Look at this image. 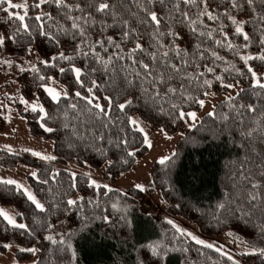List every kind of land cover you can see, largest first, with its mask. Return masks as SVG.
<instances>
[{
	"label": "trees",
	"instance_id": "1",
	"mask_svg": "<svg viewBox=\"0 0 264 264\" xmlns=\"http://www.w3.org/2000/svg\"><path fill=\"white\" fill-rule=\"evenodd\" d=\"M34 2L35 0L28 4L26 18V22L33 26L32 36H23L20 43L6 40L0 53L8 59L20 61V67L26 69L21 73L20 67H16L19 91L14 99L15 103L9 102L24 119L30 136L52 143L55 159L43 162L24 153L0 149V170L21 166L36 173L35 177L28 176L27 181L36 199L45 209H37L15 185L0 184V207L14 208L16 222L28 226L27 231L13 228L0 217V252L6 251L5 244L20 249L36 248L37 260L34 264H232V261L214 249L195 243L178 234L167 223L159 222L153 216L142 212L138 202L128 195L134 192L141 196L140 190L131 188L128 193H124L112 189L109 191L103 186H90L86 176L73 175L66 170V164L74 161L78 166L87 165L100 171L102 177L108 181H118L147 152L143 135L135 131V127L129 123V117L132 116L139 117L151 129H163L168 135H181L174 153L165 163L156 162L151 166L148 192H158L161 201L167 205L168 213L193 223L205 236L216 237L224 232H231L244 241L252 242L256 247H264V239L261 238L264 215L259 207H253L264 205V188L259 190L260 198L249 204L244 186L248 185L250 188V185L248 181L240 178L236 170L241 161L251 157V162L245 164L244 171L256 173L257 162L261 156L250 149L255 148L256 153H264V143L261 142L258 132H254L250 139L242 134L252 128H264V119L261 118L264 113V89L252 87V74L248 72V66L256 72L264 71V61L250 60L246 66L240 59L242 55L264 54V47L258 44V25L251 9L247 5L244 8L231 9L225 3H220L217 9L218 13L227 9L239 21H250L244 25L245 31L251 37L248 42L241 36L234 35L235 26L227 17L221 15L216 23L205 20L209 29H216L213 33L214 39H223L220 34V26L223 25V32L227 33L229 40L235 45L229 49L218 47L212 40H207L205 46L223 59L215 60L206 53L205 59H196V63L201 66L199 69L195 66L187 69L190 73L203 72L204 75L199 77V81H211V88L201 86L200 82H193L191 85L185 82V94L192 99H184L178 93L176 96L157 98L158 103H153L149 94L143 90L148 84L140 86L133 74L130 60L116 61V70L110 65L106 71L91 56L77 54L75 46L80 37L73 38L70 29L72 21L59 15V10L54 6L43 5L41 9H36L33 7ZM256 7L259 11V6ZM10 11L23 14L20 9ZM42 12H51L59 25L69 29L67 32L60 31L54 21H45L46 27L51 26L48 30L50 34L57 36L59 44L39 35V26L34 17ZM72 15L82 14L74 12ZM95 15L97 23L89 29V43L113 36L121 43L126 55L132 44L122 42L121 29L112 26L101 32V15ZM104 19L109 25H114L110 18ZM18 24L19 21L9 20L8 14L0 10V34L5 37L14 34ZM175 28L184 36L183 40L178 41L180 47L191 50L194 42L191 32L180 25ZM162 39L165 44L171 42V37ZM141 43L148 48L149 38L143 37ZM27 48L32 49L31 54L26 51ZM96 51L107 59L114 49L109 47L107 53L100 48ZM149 51L155 49L149 48ZM60 52L74 59L50 60ZM32 56L34 59L30 60ZM41 60H50V64L55 66H45L40 63ZM144 60L150 63L147 56ZM122 65L128 71H120ZM204 65L214 68V72L208 73ZM72 66L82 70L83 87L76 82L75 74L71 71ZM33 67L39 71H31ZM60 68L65 71L61 72ZM135 70L142 72V69ZM237 70L242 74H238ZM40 75L45 80L41 81L38 78ZM217 75L223 78L224 84H239L242 89L232 96L233 100L227 99L216 104L213 108L216 113L214 117L206 114L189 128L187 116L183 120L179 119L180 111H198L200 105L196 99L203 100L205 92L223 94L230 91V88L222 86L221 80L216 79ZM126 77L134 83H127ZM52 81L63 92H67V98L62 94L58 103L51 99L42 86H50ZM92 81L99 87L93 85ZM170 83L173 87L180 85L179 81ZM89 87L92 88L91 94L88 92ZM158 87L162 93L166 91V86ZM153 91L154 89L149 88V93ZM76 92L88 98L96 96L93 103H100L104 107L108 105L104 97H111L113 105L109 114H99L98 109L77 97ZM21 98L28 103L42 106L44 112L32 111L29 106L24 107L20 102ZM128 100L132 101V105L121 112L116 105ZM173 103L178 104L179 108H173ZM73 104L76 108H72ZM240 105H252L256 111H247L246 107L240 108ZM238 113H242V117ZM225 116L227 119H224ZM45 128H51L52 131H45ZM5 129L4 118L0 117V132ZM121 138L127 143H120ZM129 152L135 155L129 156ZM252 180L264 183V178L255 174ZM69 199L76 200L77 204L69 206ZM220 204L225 207L221 209ZM49 236L57 243H51L47 239ZM61 240L64 244L59 243ZM154 245H162L159 249L162 257L152 254L150 246ZM245 246L251 250L250 244ZM35 255L18 250L16 259L27 261ZM243 260L249 264H264V258L259 256L245 255Z\"/></svg>",
	"mask_w": 264,
	"mask_h": 264
},
{
	"label": "snow or ice",
	"instance_id": "2",
	"mask_svg": "<svg viewBox=\"0 0 264 264\" xmlns=\"http://www.w3.org/2000/svg\"><path fill=\"white\" fill-rule=\"evenodd\" d=\"M220 3H225L230 5L231 9L244 8L245 5L251 9L253 16L255 17L258 25L259 39L258 44L264 47V0H74L70 3L69 0H35L33 7L36 9H41L43 5H52L58 9V14L62 17L72 21L70 29L72 31L73 38L76 36L80 37L79 42L76 44L77 54H82L84 57L91 56L94 61L98 64H102L104 69L107 71L110 65H113V70L115 71V62L128 59L131 61V66L133 68V74L139 81L140 86H143L144 83L148 84V87H144V93L149 94V99L153 103H158L157 98H163V96H176L178 93L184 99H192L190 95H186V86L185 82H188L189 85L193 82H200L199 77L203 76V72L190 73L187 69L195 68L199 69L201 66L196 63V59L201 60L205 59V54L207 53L210 57L215 60L223 59L215 51H211L208 47L205 46L207 40H212L213 43L218 47H227L232 49L235 45L229 40L227 33L223 32V25L220 26V34L223 36V39H214L213 33L216 29H209V25L205 23V20L216 23L220 16L227 17L231 24L235 26L234 35L241 36L245 42L250 41L251 37L248 32L245 31L244 25L250 21H239L231 13L225 9L223 13H218L217 9L220 7ZM215 4V7H213ZM259 6V11L256 6ZM10 9H20L23 14L19 12H12ZM29 5L27 0H24L23 3H14L13 0H0V10L8 14V19H15L19 21V24L16 26L14 34H11L5 37L3 34H0V49L5 47V41H11L13 43H20L23 36H32L33 26L26 22L28 17ZM159 9V11H157ZM78 12L82 15L74 16L72 13ZM101 15L100 23L102 25L101 32L107 30L108 27L118 26L121 29V40L123 43H131L132 47L127 50L125 55V50L121 46V43H118L113 36H107L103 39H97L92 43H89V29L94 27L97 23L96 15ZM104 18H110L114 25H109ZM35 21L39 26V35L45 37L48 40H55L59 44V40L55 34H50L48 28L46 27L45 21H54L58 26L60 31H69V29H64L62 25H59V21L53 16L51 12H42L34 17ZM83 21V23H81ZM180 25L187 28L193 37L194 42L191 44V50L189 48H181L178 41L184 39V36L181 35L179 30H176L175 26ZM147 36L149 38V46L145 47L144 43H141L143 37ZM164 37H171V42L165 44L163 42ZM203 38V39H201ZM227 42V43H225ZM247 44H245V47ZM109 47L113 48L114 51L105 59L100 55L97 48L102 49L105 53L108 52ZM149 48H154L155 51H149ZM87 49V50H85ZM26 51L31 54L32 49L27 48ZM139 54V56L137 55ZM147 56L149 62H145L144 57ZM74 57L67 56L64 52H60L57 56H53L50 60H65L71 61ZM240 59L244 61V64L248 66V61L250 60H260L264 61V54L258 56L252 55H242ZM50 60H41L40 63L45 66H55L50 64ZM11 60L0 61V64H5L9 67L12 66ZM208 73H213L214 68L204 65ZM234 67V66H233ZM135 69H142V72ZM97 69H92L96 71ZM120 71H128V68L121 66ZM21 73L25 72L26 69L23 67L19 68ZM33 72H38L39 70L33 67L31 69ZM61 72H64L65 69L60 68ZM71 71L75 74L76 82L80 84L81 87L84 86V82L81 80L83 72L80 68L72 66ZM227 71V69H226ZM238 74H242L239 73ZM248 72L252 74L254 83L253 88L259 87L264 89V83L261 82V77L257 75L256 71L248 66ZM41 81L45 80L43 75L38 77ZM51 80V77H49ZM127 83L133 84L132 80L127 79ZM217 80H221L222 86L225 88H232V84H224L223 78L216 76ZM171 81H179V87L171 86ZM95 85V81H92ZM201 83V86H207L208 88L212 87L211 81L205 79ZM158 85L166 86V91L162 93ZM45 92L51 97L54 102H59L61 99V93L56 91V89L49 87L47 85H42ZM99 87L98 85H95ZM149 88L154 89L153 92L149 93ZM88 92L92 93V88H88ZM209 95L208 92L204 93ZM75 95L82 100H86L88 105H91L92 108L98 109L99 114L107 116L113 105V99L111 97H104L108 101L107 107L102 106L100 103H93L97 99L96 96L92 95L91 98L84 97L80 92H76ZM215 95V93H212ZM239 95V94H238ZM65 98H67V92L64 93ZM10 98V97H9ZM233 97H228V100H233ZM22 104L27 105L28 101L21 98L20 101ZM196 102L199 103L201 107L204 106V101L202 99H196ZM132 105V101L128 100L126 103L117 104L116 107L121 112H124L125 108ZM173 108H179L178 104L173 103ZM240 108H247V111L255 112L256 109L252 105H240ZM32 111H37V105H31ZM72 108H76V105L73 104ZM40 112H44L42 106L39 107ZM47 115V114H45ZM209 116H215V111L209 112ZM242 117V113H238ZM188 117L191 121L195 122L197 115L195 112H179V119L183 120L185 117ZM99 118V115H97ZM261 118L264 119V113L261 114ZM227 119V116L224 117ZM129 123L135 125V131L141 133L144 132V129L139 126L138 121L133 120L129 117ZM240 123L243 121L241 119ZM259 124V121H257ZM43 127V125H41ZM106 126V125H105ZM122 130V129H121ZM45 131L51 132V128H45ZM163 131V129H161ZM258 132L261 136V142L264 143V128H252L249 131L242 133L246 138H252L253 133ZM103 137H101L102 139ZM144 141L151 147V143L148 141L147 135L144 136ZM120 143H127L126 140L121 138ZM251 152L256 155L261 156V159L257 162L256 173L251 171L245 172V164L251 162V157H246L245 160L241 161L237 165V172L240 174V178L248 181V185L244 186V190L248 194V203L252 204L253 201H256L260 198L261 193L260 189L264 188V183L253 181L252 176L259 175L261 178H264V153H256L255 148L250 149ZM33 155L39 156V153H33ZM129 156H134L135 153L129 152ZM41 159L54 160L55 157L52 156H40ZM161 164L165 163V160L162 159L159 161ZM33 177L36 176V173H32ZM46 182V181H44ZM0 184L5 185H15L19 190L21 185H19L14 180H0ZM74 186V185H73ZM90 186H98L95 181H92ZM104 188H108L107 185H103ZM141 191H144V188L140 185H137ZM111 191V189H108ZM255 190V191H254ZM27 198L35 205L40 211H44V205L40 203L35 195L30 191L23 190ZM69 206H74L77 204L76 200L69 199L67 201ZM219 207L223 209L224 204H220ZM253 207H259V211L264 215V205H253ZM248 215V213H245ZM0 217H3L7 223L18 229L28 230V226L22 223H17L15 218L6 212L4 209L0 208ZM107 219V218H105ZM169 224H173L171 220L168 221ZM173 227L176 228L177 232H180L182 235L185 234L182 229L173 224ZM262 239H264V225L261 227ZM191 236L195 243L203 245L206 248L214 249L219 252L221 256H225L227 260L232 261V264H239L238 261L233 259V256L223 251V246L216 247V245L211 243H205V241L198 239L195 236H192L191 233H187ZM229 236H232L235 240L239 241L241 244H250L251 250L242 253L243 255H253L264 258V247H256L255 244L249 241H244L240 237L236 236L234 233H228ZM51 243L56 244L57 241L54 240L51 236L47 237ZM60 244H64V241H59ZM5 248H10L9 244L4 245ZM70 247V245H69ZM162 245L150 246L152 254L154 256H161L162 253L159 249ZM63 249H61L62 251ZM21 252H30L33 255L36 254L38 249L36 248H21ZM75 253H73V258Z\"/></svg>",
	"mask_w": 264,
	"mask_h": 264
},
{
	"label": "rangeland",
	"instance_id": "3",
	"mask_svg": "<svg viewBox=\"0 0 264 264\" xmlns=\"http://www.w3.org/2000/svg\"><path fill=\"white\" fill-rule=\"evenodd\" d=\"M32 1L33 0H27V3L31 4ZM13 2L23 3L24 0H13ZM32 59H34V56L30 57V60ZM3 60L11 59H8L6 56L0 53V61ZM11 61L13 62L11 67L5 64H0V117H3L6 123V129L0 132V149L13 153H24L37 160L49 162L50 160L41 159L40 156L53 157L52 143L50 141H45L30 136L25 126L24 119L17 111L14 110V107L9 102L13 101V103H15L14 99L16 98L19 91V85L16 81L15 74L16 67H20V61ZM27 62L28 60L26 63ZM256 73L261 77V82L264 83V71ZM49 87L56 89V91L60 92L61 95L65 93L57 85V83L53 81L50 83ZM241 89V86L237 84L233 85V87L230 88V91L227 93L215 95L209 93V95H206L203 99L204 106H200L198 111H193L197 115L196 121L193 122L188 118L187 126L189 128L193 127L204 115L212 112L216 104L227 100L228 97L234 96ZM33 104L35 103H28L27 105L23 104V106H29V108H31V105ZM37 110H39L38 105ZM131 119L138 121L139 126L144 129V132L141 134L143 135V138L145 134L147 135L148 141L151 143V147H149L144 141V144L147 147L146 154L135 162L131 170L122 174L118 181H108L102 177L100 171L95 170L87 165L78 166L74 161H70L66 164V170L71 172L73 175L86 176L89 179L90 184L92 181H95L96 185L98 186L107 185V189L118 190L124 193H128L129 189L131 188L140 190L137 188V185L142 186L144 191L140 190L142 192L141 196L139 194H135L134 192L128 194L132 196L139 205L141 202H145L146 204L150 205L149 210H144L140 207L142 212L153 216L159 222L167 223L175 231L176 228L173 227V224L176 225L184 231L185 234L183 235L192 241L194 240L191 236L187 235V233H191L192 236L205 241V243L214 244L216 247L223 246V251L232 255L233 259L238 261L239 264H249L247 261L246 263L244 262L243 258L245 255L242 254L246 251H250L248 250L249 248H247L245 244L239 243V241L235 240L232 236H229V232H224L216 237L205 236L199 232L198 228L193 223L180 216H174L168 213L167 205L161 201L158 192H148L149 183L151 181V166L162 159L167 160L174 153L175 145L180 139L181 135H168L166 132L161 131V129H151L137 116H132ZM133 126L135 127V125ZM33 153H39L40 155H33ZM32 173H34L32 169L21 166L12 169H1L0 180H14L19 185H21L22 191L27 190L33 194V191L27 181V177L32 175ZM0 208L12 215L16 220V211L14 208L9 206ZM169 220H171L173 224H169ZM177 233L182 235L180 232ZM1 245L2 244L0 243V246ZM10 246V248H6L5 252H0V264H34L37 260V256L35 255L30 260L18 261L16 259V252L20 250V248L14 245Z\"/></svg>",
	"mask_w": 264,
	"mask_h": 264
},
{
	"label": "built area",
	"instance_id": "4",
	"mask_svg": "<svg viewBox=\"0 0 264 264\" xmlns=\"http://www.w3.org/2000/svg\"><path fill=\"white\" fill-rule=\"evenodd\" d=\"M140 207L144 210H149L150 209V205L146 204L145 202H141Z\"/></svg>",
	"mask_w": 264,
	"mask_h": 264
}]
</instances>
